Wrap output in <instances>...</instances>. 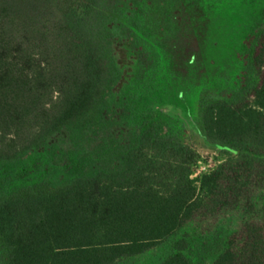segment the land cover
<instances>
[{
	"label": "trees",
	"instance_id": "trees-1",
	"mask_svg": "<svg viewBox=\"0 0 264 264\" xmlns=\"http://www.w3.org/2000/svg\"><path fill=\"white\" fill-rule=\"evenodd\" d=\"M97 4L0 0V161L94 109L104 68L83 34ZM127 7L121 30L139 63L153 40L184 84L201 77L202 29L189 27L197 0H129ZM152 22L163 31L154 33ZM252 37L245 83L211 98L217 102L205 111L207 135L226 151L216 169L194 179L198 151L161 128L147 131L155 122H146L124 171L80 179L52 198L0 203L7 264H122L167 242L171 253L161 264H264L262 20ZM234 215L242 220L237 229L228 220Z\"/></svg>",
	"mask_w": 264,
	"mask_h": 264
},
{
	"label": "rangeland",
	"instance_id": "rangeland-1",
	"mask_svg": "<svg viewBox=\"0 0 264 264\" xmlns=\"http://www.w3.org/2000/svg\"><path fill=\"white\" fill-rule=\"evenodd\" d=\"M128 1L98 0L90 17L92 25L83 34L85 45L104 68L94 109L16 159L0 161V203L26 196L52 198L80 179L124 171L125 156L138 145L146 122L156 125L147 131L157 133L161 128V134L198 151L194 179L204 175L198 172L201 167L214 170L226 158V151L207 135L204 115L217 102L211 98L230 96L245 83L244 46L253 41L258 23L264 22V0H197V11L191 10L196 22L189 27L195 32L199 31L196 25L202 29L204 65L201 77L192 75L186 84L153 40L146 46V61L139 63L137 50L128 44L120 25L130 14ZM102 18L107 20L105 26ZM150 26L157 34L165 25L152 22ZM139 72L143 74L140 87L135 80ZM230 218L232 228L241 226L238 215ZM170 253L167 242L122 264H161ZM9 256L0 234V264H7Z\"/></svg>",
	"mask_w": 264,
	"mask_h": 264
},
{
	"label": "built area",
	"instance_id": "built-area-1",
	"mask_svg": "<svg viewBox=\"0 0 264 264\" xmlns=\"http://www.w3.org/2000/svg\"><path fill=\"white\" fill-rule=\"evenodd\" d=\"M211 170H208V168L206 167V166H204V167H201L200 169H199V173H202V174H207V173H209ZM194 175V174H193ZM193 177V176H192Z\"/></svg>",
	"mask_w": 264,
	"mask_h": 264
}]
</instances>
